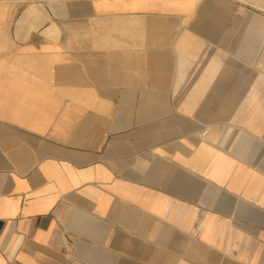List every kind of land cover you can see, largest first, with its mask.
Listing matches in <instances>:
<instances>
[{
    "label": "crops",
    "instance_id": "obj_1",
    "mask_svg": "<svg viewBox=\"0 0 264 264\" xmlns=\"http://www.w3.org/2000/svg\"><path fill=\"white\" fill-rule=\"evenodd\" d=\"M262 9L0 0V264H264Z\"/></svg>",
    "mask_w": 264,
    "mask_h": 264
},
{
    "label": "rangeland",
    "instance_id": "obj_2",
    "mask_svg": "<svg viewBox=\"0 0 264 264\" xmlns=\"http://www.w3.org/2000/svg\"><path fill=\"white\" fill-rule=\"evenodd\" d=\"M247 5L250 6V7H254V4H252V3H248ZM261 11L264 13L263 9Z\"/></svg>",
    "mask_w": 264,
    "mask_h": 264
}]
</instances>
